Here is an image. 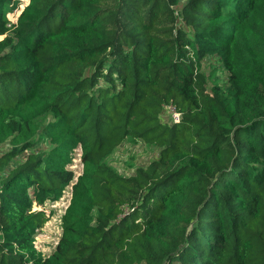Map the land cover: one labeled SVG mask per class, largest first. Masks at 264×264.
<instances>
[{
	"label": "trees",
	"instance_id": "16d2710c",
	"mask_svg": "<svg viewBox=\"0 0 264 264\" xmlns=\"http://www.w3.org/2000/svg\"><path fill=\"white\" fill-rule=\"evenodd\" d=\"M18 4L0 0V264H264V0H28L9 25ZM125 141L156 151L131 176L106 160ZM70 182L42 258L33 205Z\"/></svg>",
	"mask_w": 264,
	"mask_h": 264
},
{
	"label": "rangeland",
	"instance_id": "374dc122",
	"mask_svg": "<svg viewBox=\"0 0 264 264\" xmlns=\"http://www.w3.org/2000/svg\"><path fill=\"white\" fill-rule=\"evenodd\" d=\"M27 2L26 0H19L17 8L12 9L7 13L8 19H12L16 22L20 10ZM171 106L174 107L172 104ZM167 110H165L162 114V118L164 120L170 119V115ZM40 122L44 123L45 120L41 119ZM9 149H11V144L9 142L0 144V158L8 152ZM76 149L77 148H75V150ZM155 154V150L145 147L140 143L130 144V142L125 141L124 144L115 148L106 160L117 173L125 176H131V173H133L132 171L138 168L139 165L145 161L154 157ZM80 155L81 148L78 150V153L73 152L72 161L69 164V168L72 169L74 173V179L82 170ZM71 183L72 182L65 187L59 198H47L43 203L37 204L41 206V208L40 206H37V209L43 210L49 216V219H47L43 225L37 229V233L33 239L36 245L42 248V252L45 257L52 253L54 250V243L56 240H59L61 235V216L71 197ZM63 202L64 204L62 205Z\"/></svg>",
	"mask_w": 264,
	"mask_h": 264
},
{
	"label": "built area",
	"instance_id": "2783aa9c",
	"mask_svg": "<svg viewBox=\"0 0 264 264\" xmlns=\"http://www.w3.org/2000/svg\"><path fill=\"white\" fill-rule=\"evenodd\" d=\"M15 23V21L14 20H12V19H9V25H11V24H14ZM171 106V104H169V105H167L166 106V110H167V108H168V113H169V115H170V118L172 119V121L173 122H178L179 121V119H180V112L178 111V110H176L175 109V107H172ZM80 148L79 147H77V149L75 150L74 149V151L73 152H75V153H78V150H79ZM76 178V177H75ZM75 179H73V181H74ZM73 183V182H72ZM72 183H71V186H72ZM71 198V197H70ZM64 204V202L62 203V205ZM69 204V203H68ZM37 206H40V205H37L36 203H34V205H33V207L35 208V209H37ZM67 207V206H66ZM40 208H41V206H40ZM39 210H41V209H39ZM64 211H65V209L63 210V213H64ZM48 219H49V216H48ZM57 242H58V240H56L55 241V243H54V249H55V246H56V244H57ZM33 246L35 247V249L41 254V256H42V258H46V257H48L49 255H47L46 257H45V255H44V253L42 252V248H40V247H38L37 245H36V243H35V241L33 240Z\"/></svg>",
	"mask_w": 264,
	"mask_h": 264
}]
</instances>
